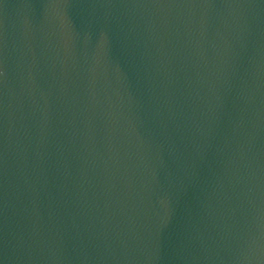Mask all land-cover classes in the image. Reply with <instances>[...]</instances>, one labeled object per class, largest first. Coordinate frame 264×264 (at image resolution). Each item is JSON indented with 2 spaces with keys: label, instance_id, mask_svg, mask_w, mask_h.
Returning a JSON list of instances; mask_svg holds the SVG:
<instances>
[{
  "label": "water",
  "instance_id": "95a60500",
  "mask_svg": "<svg viewBox=\"0 0 264 264\" xmlns=\"http://www.w3.org/2000/svg\"><path fill=\"white\" fill-rule=\"evenodd\" d=\"M0 264H264V0H0Z\"/></svg>",
  "mask_w": 264,
  "mask_h": 264
}]
</instances>
